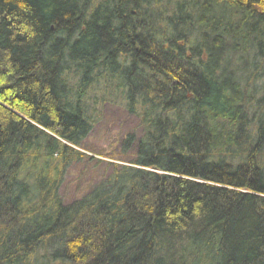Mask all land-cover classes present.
Returning <instances> with one entry per match:
<instances>
[{
	"label": "trees",
	"instance_id": "obj_1",
	"mask_svg": "<svg viewBox=\"0 0 264 264\" xmlns=\"http://www.w3.org/2000/svg\"><path fill=\"white\" fill-rule=\"evenodd\" d=\"M0 264H264V0H0Z\"/></svg>",
	"mask_w": 264,
	"mask_h": 264
},
{
	"label": "rangeland",
	"instance_id": "obj_2",
	"mask_svg": "<svg viewBox=\"0 0 264 264\" xmlns=\"http://www.w3.org/2000/svg\"><path fill=\"white\" fill-rule=\"evenodd\" d=\"M102 121L93 129L88 138L84 142V147L96 151L103 152L101 157L109 160L106 156L113 153L114 149L118 150L114 141L120 138L123 133L133 128L135 119L128 116L124 111L114 108H108L104 111ZM95 155V154H94ZM86 164H74L67 173L66 183L68 189H73V183L78 178L80 171L84 169ZM88 170L91 168L88 167Z\"/></svg>",
	"mask_w": 264,
	"mask_h": 264
}]
</instances>
